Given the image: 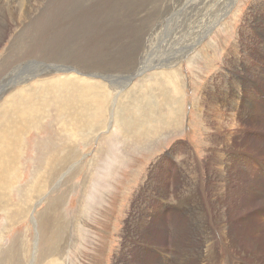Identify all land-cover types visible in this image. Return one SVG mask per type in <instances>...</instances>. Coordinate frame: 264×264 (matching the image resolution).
Wrapping results in <instances>:
<instances>
[{
	"label": "rangeland",
	"instance_id": "374dc122",
	"mask_svg": "<svg viewBox=\"0 0 264 264\" xmlns=\"http://www.w3.org/2000/svg\"><path fill=\"white\" fill-rule=\"evenodd\" d=\"M196 1L0 0V123L8 127L5 116L34 98L18 117L28 121V106L39 102L35 124L9 143L19 156L2 197L10 204L0 208V264H156L158 248L174 247L191 259L203 234L183 229L202 214L217 263L264 264V0H232L189 55L167 48ZM144 58L175 66L141 73ZM245 76L252 80L242 91L256 110L241 116L215 105L245 125L221 136L201 119L197 99L213 96L210 87L247 85ZM84 81L106 87L120 122L109 106L104 128L64 118L60 107L78 104ZM68 148L75 161L35 187L46 157ZM172 229L183 232L172 238Z\"/></svg>",
	"mask_w": 264,
	"mask_h": 264
},
{
	"label": "bare ground",
	"instance_id": "6f19581e",
	"mask_svg": "<svg viewBox=\"0 0 264 264\" xmlns=\"http://www.w3.org/2000/svg\"><path fill=\"white\" fill-rule=\"evenodd\" d=\"M196 2L198 3L199 0L196 1ZM212 2H214V3H212ZM231 2H232V0H222L221 3H219L218 0H202V1H200V3L197 4V7L194 8V12L192 11L191 14H188V17H187L188 21L185 20L183 22V24L179 23L178 26L176 27V29L174 28L176 31L172 35L173 41L171 43L169 42L166 47L167 48L172 47L175 52H180L181 49L187 48L186 54L189 55L191 52L194 51L195 48H197V45L199 44V42H201L205 37H207L209 35L210 30L215 25L218 24L219 20H221L223 15H225L230 10V8H231L230 3ZM192 8H193V6H192ZM173 21H174V19H173ZM172 27H174V24H173ZM0 31H1V29H0ZM170 31L171 30H169V32ZM163 33H164V31H163ZM167 35H168V32H167ZM167 35H165V36L167 37ZM0 38H1V35H0ZM157 40H158V37H157ZM164 44H165V42H164ZM163 47H164V45H163ZM161 50H163V49H161ZM163 60H164V58H160L158 60V62H154V63H152L150 65L147 62L148 60H146L144 58L143 61L140 62L141 63L140 64L141 73H144L146 70H148L150 68H153V67L161 66L160 68H162V67L167 66V67L173 68L175 66V65H172V64L171 65H165L164 63H162ZM172 63H176V65H177L178 61L177 62H172ZM243 65L244 64H242L241 66H243ZM57 66L59 68V65H57ZM51 67H53V66H51ZM147 67H148V69H146ZM46 68H47V66H46ZM68 68H69V66H68ZM51 69H53V68H51ZM80 72H81V70H80ZM257 73H260V71H257ZM87 74H88V72H87ZM163 74H168V73L165 72ZM24 78H25V76H24ZM245 78L248 81L247 85L238 84L237 85V89L234 88V89H231V90H229V89L220 90L221 87H210L211 89L215 90L213 96H210V97L208 96V98L204 97L202 99L201 98L197 99V101L199 100L200 110L204 113V114L201 115V119L204 122L207 121L208 119H211V121H214L216 123V125L220 128V132L218 134H220L221 136L224 134L222 132V130L224 132H226L225 134L228 136L229 134H231V135L232 134H238L239 132L243 131V128L245 129V125H240V126L235 127L236 123H234L235 121L231 119V117H233L234 115L231 116L230 119L225 120L224 117H225V112H226L225 110L226 109L224 110V108L226 106L228 107L229 111L231 110L230 113L232 112V110L238 109L239 113L242 114L241 116L248 115V114L251 115V113L255 112V110H256V104L257 103L254 100H252L251 97H249V99H247L244 96V94H243L242 90H244V88L248 87L249 86V81L252 80V78H250V77L248 78V77L245 76ZM243 79H244V77H243ZM172 80L175 81V78H173ZM247 81H245V82H247ZM1 82H3V81H1ZM160 82H162V81H160ZM79 86H80L79 90L81 91V93H80V101L78 102V104H75L74 102H72L70 104L71 106H67L69 109H66L62 105H61L62 107H60V111L63 114L64 113L66 114L64 118H67V119H72V118L80 119L84 123L89 124L88 127L90 126V128H93L95 126V128H93V129H96L98 127L104 128L106 126L107 122H108V120L106 122V120L103 119V116L106 113L105 106H109L110 120L111 121L116 120L117 122L121 121V120H119L117 114H115V111H114V106L115 105L117 106L116 100H115V102L113 104H111L110 100H109V104L110 105L105 102V100L107 99V97L109 95V92L106 89V87L103 88V85H94V84H91L90 82H86V81L80 82ZM250 87H254V86H250ZM100 88H103V89L101 90ZM27 90L28 89H25V91H27ZM4 91H6V90H4ZM110 92H112V91H110ZM155 95H157V94H155ZM204 96H205V92H204ZM215 97H222L221 102H216L215 99H212V98H215ZM31 99H34V98H29V99H26V100L23 99L24 101L22 100V105H20L19 110L17 112L13 113V115H11V116L9 115L8 116L7 114H5V115H7V116H5L6 117L5 120H8V122H9V126L8 127H6V124H4L3 121H1V123H0V128L2 129L1 130L2 135H0V171L3 172V176L0 179V208L6 207V206H8L10 204V203L7 204L6 202L4 203V201L2 203V200H3L2 197L8 195L7 194V191H8L7 189L10 187L9 184L15 178L13 176V170L15 168V161H16L17 157L19 156L18 155L19 154L18 147H16V149H14V150H11L10 149L11 146H10L9 143L12 144L13 141L17 140L18 138L22 139L23 135L26 133L25 130L28 129V127H32L33 124H35V120L37 118L36 115L33 114L34 113V108L32 109V106L33 107L39 106V102L38 103H32V104H30L28 106V109H27V112L29 113L28 121H27V118H18V117H22L23 116V115H20V112L21 111H25L26 105H27V103H29L31 101ZM117 100H118V98H117ZM140 103H143V102L140 101ZM218 103H221L222 106L224 105L225 107H223L222 109H221V107L217 108L215 105H217ZM17 105H18V103H17ZM137 108L139 109V105H138ZM140 108H142V111L140 113V114H142L145 111V105L141 106ZM76 112H78V113H76ZM174 112L175 111L173 109L169 111V113H171V117L174 115ZM256 112H259V111H256ZM179 113H181V112H179ZM232 113H234V112H232ZM205 114H206V116H205ZM175 115L177 116L178 114H175ZM228 116H229V114H228ZM223 118H224V120L226 122H222ZM234 118H235V116H234ZM240 120H242L241 117H240ZM167 121H168V119H167ZM160 124H161V122H160ZM110 125H111V123H110ZM172 125L173 124L171 122H166V123L164 122V125H162V126L171 128ZM213 125L214 124H212V126ZM210 129H212V127ZM234 129H236V131ZM17 131H20L21 134L17 135ZM214 134H215V132H214ZM210 135H211V133H210ZM72 150L70 148H68L64 154H60V155H57L58 152L56 154L52 153V154H54V156L57 155L56 160H52L53 155H52V158H50L51 157L50 156L49 159H48V157H46L47 164L45 165V168L47 169V171L45 172V175H41V178H39V180L36 181L35 187L38 186V185H41V186L47 188L48 182H51L52 180H54V178L57 175V173L59 171H61V169H63L64 166H67L68 163L72 162L76 158V155L73 154ZM49 168H51V170H48ZM192 180H193V182H195V187L191 185L190 186V191L194 192L198 182H197L196 178H194ZM41 193L42 192H40V194ZM193 197L195 198V196H193ZM195 202H196L197 206L200 207L201 203L196 198H195ZM183 203H187L186 199H183ZM166 205L164 204V208H165V210H168V209H166L167 208ZM190 223H191V225L186 227L187 229H183V230H186L187 233H191L192 231L197 232L199 236H201L203 234L202 235V240L201 241L199 240L200 243H198V244L193 246V253H192L191 259H187L186 258L187 255L185 253H182L178 248H176L174 246H173L174 249L172 250L173 252H167V253H166V251H164L165 250L164 248H158V251H159L161 257H160L159 261H158V259L154 258L156 260V264H167L168 262L171 263V264H219V263H217L219 261V256L216 255L213 252V250H214L213 249V244H212V242H213L212 241L213 240V234H212V232L209 231L210 229H209V227L206 224V223H208V216H206L204 214L198 215V217H194V218L192 216ZM173 227H175V226H173ZM143 232H144V227H143V230H142L141 233L143 234ZM182 232L183 231H181V229L180 230L172 229L168 233L173 238L174 235L182 234ZM193 236L195 237V240L198 241L199 238L197 237V235H193ZM233 242H231L230 244H232ZM233 247H235V246H233ZM36 251H37V249H36ZM224 251L226 253L227 249H225ZM140 257H142V256H140ZM205 257L207 258L208 261L204 263L203 260L205 259ZM238 264H247V263H245L244 261H241Z\"/></svg>",
	"mask_w": 264,
	"mask_h": 264
}]
</instances>
